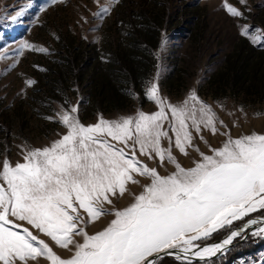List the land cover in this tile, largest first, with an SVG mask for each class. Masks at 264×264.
I'll use <instances>...</instances> for the list:
<instances>
[{"label": "snow or ice", "instance_id": "6c2138e0", "mask_svg": "<svg viewBox=\"0 0 264 264\" xmlns=\"http://www.w3.org/2000/svg\"><path fill=\"white\" fill-rule=\"evenodd\" d=\"M113 3L119 0L100 5L94 16L103 19ZM223 8L233 18L243 17L235 6ZM21 15L8 13L12 22ZM249 32L246 26L240 35L257 43ZM25 50L48 53L25 41L8 69ZM24 84L32 87L35 81ZM145 96L155 111L138 109L113 120L99 116L88 125L79 119V103L61 107L45 117L63 127L59 138L41 148L19 146L22 162L13 164L7 156L0 161V264H163L168 257L178 264H215L234 242L264 239V133L233 137L195 88L172 103L158 76L147 82ZM205 132L225 139L212 147ZM197 137L207 153L194 143ZM174 150L192 166L184 167ZM140 157L159 163L150 167ZM167 165L174 170L161 175L158 168ZM138 177L149 182L141 184ZM126 196L131 202L118 208L115 201ZM109 216L102 230L88 233L89 224ZM222 230L220 242L207 243Z\"/></svg>", "mask_w": 264, "mask_h": 264}, {"label": "rangeland", "instance_id": "374dc122", "mask_svg": "<svg viewBox=\"0 0 264 264\" xmlns=\"http://www.w3.org/2000/svg\"><path fill=\"white\" fill-rule=\"evenodd\" d=\"M106 3L0 0V54L7 53L0 59V161L7 156L13 164L22 162L19 146L41 148L59 138L63 127L45 117L55 116L61 107L79 103V119L85 125L96 123L99 116L113 120L138 109L155 111L145 86L157 76L163 96L172 103L195 88L233 137L264 133V0H246L243 6L238 0H119L103 19L94 16ZM225 3L237 7L243 17L227 14ZM17 11L23 15L12 22L8 13ZM246 26L257 43L240 35ZM25 41L46 47L48 53L25 50L16 67L8 69ZM26 79L35 84L26 87ZM204 136L212 147L225 139L208 132ZM194 143L208 152L198 137ZM174 155L184 167L192 166L188 157L176 150ZM140 159L150 167L159 163ZM173 170L172 165L158 168L161 175ZM129 187L136 193L142 190ZM119 201L116 206L123 208L131 197ZM111 218L101 217L86 230L100 231ZM225 235L222 230L209 241ZM54 251L68 255L66 250ZM222 256L229 264H264V239L234 242L218 258Z\"/></svg>", "mask_w": 264, "mask_h": 264}, {"label": "trees", "instance_id": "16d2710c", "mask_svg": "<svg viewBox=\"0 0 264 264\" xmlns=\"http://www.w3.org/2000/svg\"><path fill=\"white\" fill-rule=\"evenodd\" d=\"M226 262H228L226 256L219 257L218 260H215V264H229V263H226ZM163 264H178V262L177 261H173V259H171V258H166L163 261ZM193 264H201V263L193 262Z\"/></svg>", "mask_w": 264, "mask_h": 264}, {"label": "water", "instance_id": "95a60500", "mask_svg": "<svg viewBox=\"0 0 264 264\" xmlns=\"http://www.w3.org/2000/svg\"><path fill=\"white\" fill-rule=\"evenodd\" d=\"M225 237V236H224ZM224 237H222V238H220V239H217V241H215V240H213V241H207V243H209V244H212V243H218V242H220ZM218 256H220V255H218ZM218 256L216 257V258H218ZM168 258H171V259H173L172 257H168ZM215 258V259H216ZM173 261H176L175 259H173ZM194 262H196V263H200L199 261H194Z\"/></svg>", "mask_w": 264, "mask_h": 264}, {"label": "bare ground", "instance_id": "6f19581e", "mask_svg": "<svg viewBox=\"0 0 264 264\" xmlns=\"http://www.w3.org/2000/svg\"><path fill=\"white\" fill-rule=\"evenodd\" d=\"M135 187H136V186H135ZM135 187H134L133 189H135ZM125 198H127V196H126ZM125 198H121L119 202L122 203V202L125 200Z\"/></svg>", "mask_w": 264, "mask_h": 264}]
</instances>
